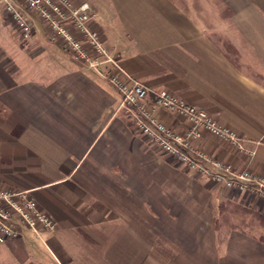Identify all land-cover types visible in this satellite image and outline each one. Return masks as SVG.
I'll return each mask as SVG.
<instances>
[{"label": "crops", "instance_id": "crops-1", "mask_svg": "<svg viewBox=\"0 0 264 264\" xmlns=\"http://www.w3.org/2000/svg\"><path fill=\"white\" fill-rule=\"evenodd\" d=\"M70 1L91 5L90 28L132 79L204 110L254 155L205 131L194 150L264 178V0ZM32 17L23 41L0 7V186L26 192L56 231L21 228L0 264H264V232L219 220L229 205L264 221V200L141 136L116 91ZM152 101L185 135L186 119Z\"/></svg>", "mask_w": 264, "mask_h": 264}, {"label": "built area", "instance_id": "built-area-1", "mask_svg": "<svg viewBox=\"0 0 264 264\" xmlns=\"http://www.w3.org/2000/svg\"><path fill=\"white\" fill-rule=\"evenodd\" d=\"M0 7L23 41H28L35 31L32 16L39 19L63 43L73 61L82 69L98 74L116 91L121 105L131 114L138 133L162 152L218 185L264 200V178L248 172H236L229 165L207 159L192 148L191 141L199 139L205 131L227 141L249 157L254 155V150L246 147L234 133L220 127L204 110L185 103L166 90L152 91L132 79L122 69L118 56L109 53L99 35L90 28L96 13L89 3L73 5L70 0H0ZM149 97H152L153 106L178 113L186 119L189 128L185 135L172 133L155 118L148 104ZM18 197L21 203L15 200ZM14 217L37 236L56 229V223L40 211L35 202L25 199L21 193L0 190V243L20 236L13 225Z\"/></svg>", "mask_w": 264, "mask_h": 264}, {"label": "rangeland", "instance_id": "rangeland-1", "mask_svg": "<svg viewBox=\"0 0 264 264\" xmlns=\"http://www.w3.org/2000/svg\"><path fill=\"white\" fill-rule=\"evenodd\" d=\"M3 9V8H2ZM4 11V9H3ZM5 13V11H4ZM11 21V20H10ZM52 34V33H51ZM60 43V46L62 48V50L71 58V54L69 53V51L63 46V43L61 41H59ZM0 190L4 191V192H8V193H14V194H18V193H21V195H24L25 196V199H30L32 200L33 202H35L34 199H32L26 192H17V191H12L11 189H8V188H5L3 186H0ZM17 202L21 203V198L18 197L17 199ZM36 203V202H35ZM37 205V203H36ZM2 207H4V209H6V206L1 204ZM38 207V205H37ZM39 208V207H38ZM227 211L226 213L222 214L221 216V219L220 222H226L227 224H231V225H235L237 224L238 226H243V225H248V223H251L253 224V229L250 230V232L252 233H255V234H260L262 232H264V229L262 230L261 228L260 229H255L256 227L260 226V227H264V221L263 220H260V219H256L255 217L252 218L251 216H249L248 214H246V212L242 213L240 210H236V209H233L232 206H229V205H225L224 207ZM40 210V208H39ZM42 211V210H40ZM44 213V212H43ZM47 215V214H46ZM50 217V216H49ZM51 218V217H50ZM223 218V220H222ZM52 219V218H51ZM53 220V219H52ZM54 221V220H53ZM263 221V222H262ZM13 225H14V228L15 230H17V233L20 234V229L21 228H24L23 227V224L16 218L14 217V220H13ZM56 231V229L53 231V232H47L46 234H52Z\"/></svg>", "mask_w": 264, "mask_h": 264}]
</instances>
